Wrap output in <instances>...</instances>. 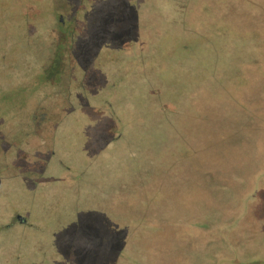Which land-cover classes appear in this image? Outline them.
Here are the masks:
<instances>
[{
  "label": "rangeland",
  "instance_id": "1",
  "mask_svg": "<svg viewBox=\"0 0 264 264\" xmlns=\"http://www.w3.org/2000/svg\"><path fill=\"white\" fill-rule=\"evenodd\" d=\"M0 138V264H264V0H0Z\"/></svg>",
  "mask_w": 264,
  "mask_h": 264
},
{
  "label": "trees",
  "instance_id": "2",
  "mask_svg": "<svg viewBox=\"0 0 264 264\" xmlns=\"http://www.w3.org/2000/svg\"><path fill=\"white\" fill-rule=\"evenodd\" d=\"M62 33L64 34V33H65V30H64V31L62 30ZM61 37H62V36H61ZM62 38H63V37H62ZM62 41H63V39H62ZM62 44H63V42H60V43H59V45H62ZM15 113H16V112H15ZM17 113H18V116H19V112H17ZM14 116H15V115H14ZM25 123H26V122H25V120H24L23 124L25 125ZM26 127H28V124H26ZM2 139H3V138H0V143L3 141ZM15 141H16V140H15ZM18 165H19L20 167H22V168H19L18 172H16V174H15V178H16V176H17L18 174L20 175L25 169H27L26 166L23 168L24 165H22V164H18ZM14 169H15V168H14ZM20 169H21V170H20ZM15 171H17V168H16ZM15 178H14V179H15ZM21 212H24V211H21ZM18 215H21V216L24 218V220H20V219L18 218ZM18 215H17V218H18V220L21 222L20 224L25 225V224H23V222H24V223L27 222V220H28V218H27L28 215H23V214H20V213H19Z\"/></svg>",
  "mask_w": 264,
  "mask_h": 264
},
{
  "label": "water",
  "instance_id": "3",
  "mask_svg": "<svg viewBox=\"0 0 264 264\" xmlns=\"http://www.w3.org/2000/svg\"><path fill=\"white\" fill-rule=\"evenodd\" d=\"M62 19V18H61ZM18 218L20 219V220H24V218L21 216V215H18Z\"/></svg>",
  "mask_w": 264,
  "mask_h": 264
}]
</instances>
